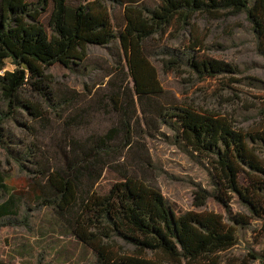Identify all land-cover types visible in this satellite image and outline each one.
Segmentation results:
<instances>
[{
  "label": "trees",
  "instance_id": "obj_1",
  "mask_svg": "<svg viewBox=\"0 0 264 264\" xmlns=\"http://www.w3.org/2000/svg\"><path fill=\"white\" fill-rule=\"evenodd\" d=\"M49 2L52 11L45 27L40 11ZM198 15L210 19L244 15L264 57V0H162L155 9L127 8L126 27L121 32L98 0L77 5L69 0H40L37 4L0 0V145L19 170L30 176V189L37 202L67 220L72 233L94 248L97 264H215L219 254L238 244L239 228L250 222L243 215L231 216L228 223L214 212L176 214L160 190L134 176L122 177L109 192H95L104 170L122 157L131 142L127 135L122 145L114 144L118 137L115 128L84 143L72 139L62 163L46 169L36 161L33 144L12 138L5 123L21 112L36 119L43 116L39 105L25 98L26 93L36 95L62 117L59 110L69 100L54 89L47 71L56 64L74 69L86 59L91 46L119 42L128 55L137 95L141 98L158 93L155 70L144 55L145 42L175 23L186 29ZM8 59L16 68L3 72ZM189 64L202 75L233 70L226 63L196 57ZM161 116L164 122L178 124L182 140L195 152L211 158L217 198L224 201L219 188L224 186L238 195L251 219L264 220V162L255 149V145L264 148V132L243 133L225 117L188 106L168 107ZM123 125L129 134L130 125L125 121ZM245 170L248 179L241 177ZM208 197L198 194L197 206H203ZM118 240L132 251H118ZM250 257L264 264V252Z\"/></svg>",
  "mask_w": 264,
  "mask_h": 264
},
{
  "label": "rangeland",
  "instance_id": "obj_2",
  "mask_svg": "<svg viewBox=\"0 0 264 264\" xmlns=\"http://www.w3.org/2000/svg\"><path fill=\"white\" fill-rule=\"evenodd\" d=\"M39 1L27 0L29 4ZM83 1L95 0L69 3ZM98 1L107 7L113 26L121 32L126 27L127 8L155 9L162 0ZM51 11V2L40 11L45 27ZM144 55L155 70L158 93L137 95L128 55L119 42L91 46L86 59L74 69L56 64L47 71L54 89L69 100L59 110L62 117L36 95L26 93L25 98L39 105L43 116L36 119L21 112L5 128L12 138L33 144L36 161L46 169L62 163L72 139L84 143L117 129L114 144L122 145L128 135L130 145L104 170L95 192H109L122 177L134 176L160 190L176 214L214 212L228 223L231 216H246L250 224L239 228L238 244L219 254L215 264H259L250 255L264 252V220L251 219L238 195L222 185L224 201L217 198L211 158L195 152L182 140L178 124L164 122L161 116L168 107L188 106L225 117L243 133L264 132V57L257 50L249 22L244 15L219 19L198 15L186 29L175 23L148 38ZM192 57L220 61L233 70L202 75L190 66ZM15 68L8 59L3 72ZM123 121L130 125L129 134ZM255 149L264 162V148L255 145ZM25 165L32 167L30 162ZM248 173L245 170L241 177L248 179ZM29 182L27 172L20 171L0 145V264H97L94 248L72 233L67 220L37 202ZM200 193L209 197L198 207ZM115 246L118 251H132L119 240Z\"/></svg>",
  "mask_w": 264,
  "mask_h": 264
}]
</instances>
